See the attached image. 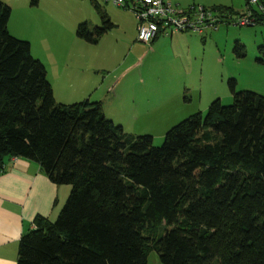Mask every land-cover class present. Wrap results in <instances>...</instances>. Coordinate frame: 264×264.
I'll return each instance as SVG.
<instances>
[{
  "label": "trees",
  "instance_id": "trees-1",
  "mask_svg": "<svg viewBox=\"0 0 264 264\" xmlns=\"http://www.w3.org/2000/svg\"><path fill=\"white\" fill-rule=\"evenodd\" d=\"M95 7L102 25L77 30L92 43L113 26ZM10 15L0 0V172L19 157L71 186L56 220L38 215L22 234L17 264H148L151 250L163 264H264V96L233 89L231 105L215 99L154 146L101 101L57 102ZM234 51L244 57L245 45Z\"/></svg>",
  "mask_w": 264,
  "mask_h": 264
},
{
  "label": "rangeland",
  "instance_id": "rangeland-1",
  "mask_svg": "<svg viewBox=\"0 0 264 264\" xmlns=\"http://www.w3.org/2000/svg\"><path fill=\"white\" fill-rule=\"evenodd\" d=\"M3 1L11 6L10 33L32 42L34 57L43 53L52 61L61 57L63 62L66 55L72 54L67 66H60L58 76L55 66L45 64L57 99L68 104L86 98L91 101L101 99L109 119L122 125L126 133L151 135L154 146H162L166 133L184 119L198 112L207 115L215 99L231 105L233 89L264 96V23L251 26L222 23L219 29L209 28L202 34L180 32L185 35L180 48L176 49L177 56H174L172 52L168 53V45L162 46L166 49L160 47L156 53H151L146 43L135 39L128 42L127 37H137L131 27L126 29V39L121 28L105 33L98 43L91 44L77 36L76 28L74 34L61 37V41L37 44L34 12H29L32 0ZM47 1L40 0L39 4L44 5ZM75 1L73 9L77 10ZM85 1L88 4L79 5L77 16L79 20L84 16L82 21H88L89 29H93L101 25V17L90 0ZM186 1H190V5L212 8L217 5L231 7L235 16L245 13L248 8V0ZM201 1L207 4H200ZM52 2H58L61 7L57 8L64 10L68 9L64 6L71 5V1L67 3L66 0ZM26 3L27 8H24ZM165 37L161 36L160 40ZM236 41L245 45L244 57L235 53ZM232 80L236 81L234 87L230 84ZM68 191L67 197L71 186ZM58 215L51 220H56ZM147 262L163 264L156 250L148 253Z\"/></svg>",
  "mask_w": 264,
  "mask_h": 264
},
{
  "label": "crops",
  "instance_id": "crops-1",
  "mask_svg": "<svg viewBox=\"0 0 264 264\" xmlns=\"http://www.w3.org/2000/svg\"><path fill=\"white\" fill-rule=\"evenodd\" d=\"M39 1L40 0H37L35 3L36 5L31 4V9L29 10V12H34V22L36 28L35 42L37 44L42 42L48 43V41L51 43H56L57 41H61V37L63 36L74 34V30L76 28V30H78V27L81 23L88 24V21H82L85 18L84 16H80L83 18L80 20L77 16L79 12V5L81 7L82 5L88 4V2L85 0H66L67 3L71 1L70 6H64L68 8L66 10L63 8L58 9L57 7H61L58 2L53 3L52 0H49L46 2V4L41 5L39 4ZM74 1L75 8L77 7V10L73 9ZM169 1L180 6L181 8H188L192 6L190 5L191 2L186 0ZM90 2L92 3L95 10V4H99L102 11L112 22L113 26L107 32L122 28L123 35L126 39V29L131 27V31L137 32V37L135 36V38L133 36V39L127 37L128 42L134 39L136 42L139 41L138 21L132 11L114 6L110 2H106L104 0H90ZM109 3L110 5H108ZM202 3L207 4L205 1H201L200 4ZM26 6L27 3L24 8H27ZM97 13L101 17V14L98 11ZM101 22H103L102 17ZM100 24L102 25V23ZM101 25L98 24V26ZM10 27L11 24L9 25V30ZM13 34L18 35L16 33ZM184 35L185 34L178 32L177 34L175 33L173 35H169L161 40L160 37L166 35H160L151 43L146 44L150 46L151 53H156V50H158L160 47L163 45H168L170 47L168 48V53L172 52V55L177 56L176 49L180 48V42ZM102 36L99 38V40L102 38ZM90 43L92 44V42ZM131 43L133 44V42ZM162 48L166 49V47ZM150 51L149 55H151ZM35 58L40 59L44 65L50 64L51 66H55L56 75L58 76L60 66L65 64L66 67V62L68 59L70 60L72 58V54H68V57L66 55V59L64 57L63 62L61 57L56 61H52L43 53H41V55L35 54ZM78 62H84V60H78ZM47 75L51 83L48 70ZM53 91L55 94V89ZM58 100L60 99L56 98L57 102ZM97 101H101V99ZM59 102L63 103L61 100ZM68 189L70 190L69 185H57L51 181L50 178L42 172L39 163L35 161H30L19 157H6L4 159L3 169L0 172V264H17L19 241L22 234L26 232L25 229L32 227L33 220L38 215H42L50 219H53L54 216L58 215V213H60V209L62 208L61 205L64 204L68 198Z\"/></svg>",
  "mask_w": 264,
  "mask_h": 264
},
{
  "label": "built area",
  "instance_id": "built-area-1",
  "mask_svg": "<svg viewBox=\"0 0 264 264\" xmlns=\"http://www.w3.org/2000/svg\"><path fill=\"white\" fill-rule=\"evenodd\" d=\"M132 11L138 21V40L151 43L160 35L178 32L202 34L206 29H217L222 23L255 25L257 14L264 15V4L260 0H249L245 13L235 16L218 8L192 5L181 8L169 0H104Z\"/></svg>",
  "mask_w": 264,
  "mask_h": 264
}]
</instances>
